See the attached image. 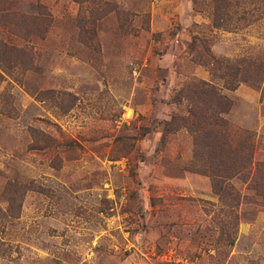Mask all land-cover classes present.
I'll return each mask as SVG.
<instances>
[{
	"label": "rangeland",
	"instance_id": "1",
	"mask_svg": "<svg viewBox=\"0 0 264 264\" xmlns=\"http://www.w3.org/2000/svg\"><path fill=\"white\" fill-rule=\"evenodd\" d=\"M0 264H264V0H0Z\"/></svg>",
	"mask_w": 264,
	"mask_h": 264
}]
</instances>
